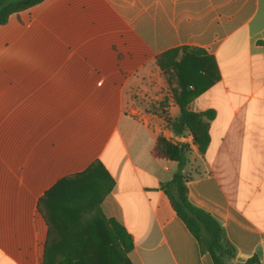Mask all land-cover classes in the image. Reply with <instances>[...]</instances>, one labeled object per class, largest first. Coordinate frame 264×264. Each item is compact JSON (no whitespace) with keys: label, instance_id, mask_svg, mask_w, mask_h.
<instances>
[{"label":"crops","instance_id":"1","mask_svg":"<svg viewBox=\"0 0 264 264\" xmlns=\"http://www.w3.org/2000/svg\"><path fill=\"white\" fill-rule=\"evenodd\" d=\"M176 64L204 88L188 109L215 113L204 154L174 132L173 97L164 114L133 99L160 73L179 88ZM159 135L188 145V199L223 227L229 264H264V0H44L12 15L0 25V264H42L43 196L98 162L114 180L103 213L131 236L133 264H214L162 189L178 164L153 157Z\"/></svg>","mask_w":264,"mask_h":264},{"label":"trees","instance_id":"2","mask_svg":"<svg viewBox=\"0 0 264 264\" xmlns=\"http://www.w3.org/2000/svg\"><path fill=\"white\" fill-rule=\"evenodd\" d=\"M44 0H0V25L10 17L30 9ZM178 50L170 54L177 53ZM164 67V64H161ZM179 88H171L172 97L180 109L173 122L176 134L189 132L193 144L204 154L210 144V120L213 110L193 112L190 100L201 94L193 78L182 74L176 64ZM194 85V90L189 86ZM188 145L177 144L159 135L152 149L158 159L177 162L178 169L172 179L162 185L176 215L186 224L199 243L201 251L208 253L214 264H229L236 248L227 239L220 223L210 214L192 205L187 195V178L183 170L187 163ZM114 186V180L100 162L85 172L66 177L48 190L41 200L44 219L48 225V239L42 264H133L129 253L134 243L126 229L115 219L107 218L102 202ZM260 264L257 254L248 262Z\"/></svg>","mask_w":264,"mask_h":264},{"label":"rangeland","instance_id":"3","mask_svg":"<svg viewBox=\"0 0 264 264\" xmlns=\"http://www.w3.org/2000/svg\"><path fill=\"white\" fill-rule=\"evenodd\" d=\"M162 63V58H160L158 60L160 68H162ZM153 80L154 83L152 86L142 84V86L134 92L133 99L135 98L140 101L139 103L142 104H140L139 107L145 109L149 113L164 114L168 111V101L172 97V91L167 90L166 87L163 86L162 73L156 75Z\"/></svg>","mask_w":264,"mask_h":264}]
</instances>
